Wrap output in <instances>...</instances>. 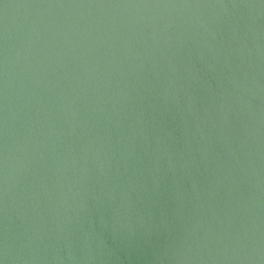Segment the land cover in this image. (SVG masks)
Returning a JSON list of instances; mask_svg holds the SVG:
<instances>
[{
    "label": "water",
    "instance_id": "obj_1",
    "mask_svg": "<svg viewBox=\"0 0 264 264\" xmlns=\"http://www.w3.org/2000/svg\"><path fill=\"white\" fill-rule=\"evenodd\" d=\"M0 264H264V0H0Z\"/></svg>",
    "mask_w": 264,
    "mask_h": 264
}]
</instances>
